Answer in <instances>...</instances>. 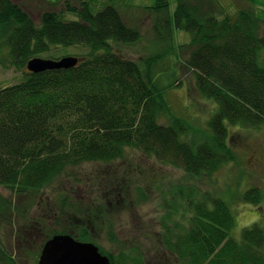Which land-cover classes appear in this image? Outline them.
I'll return each mask as SVG.
<instances>
[{
  "label": "trees",
  "instance_id": "obj_1",
  "mask_svg": "<svg viewBox=\"0 0 264 264\" xmlns=\"http://www.w3.org/2000/svg\"><path fill=\"white\" fill-rule=\"evenodd\" d=\"M175 1L173 15L171 0H156L145 9L154 15L161 50L136 62L113 49V44L132 45L142 38L115 5L96 14L88 7L69 8L80 21L65 22L47 12L37 26L13 0H0V30L7 37L12 65L26 68L52 47L90 49L75 68L28 72L23 82L0 88L1 187L13 196L37 198L63 177L76 180L78 168L115 163L131 150L194 177L212 175L235 161L228 126L264 125V20L253 7L230 16L218 0ZM177 31L190 35L186 66L196 77L198 93L216 106L208 131L172 115L156 76L160 60L175 49ZM161 116L171 117L172 123L161 124ZM115 188L113 183L110 191ZM172 194V202L165 204L171 211L166 220L179 211L184 218L192 214L187 224L164 227L161 244L178 264H264L262 227L245 228L236 239V217L224 199L209 194L204 199L195 187L183 185ZM241 199L258 205L263 195L256 188ZM58 201V224L64 230L56 235L94 242L89 227L96 211L69 196ZM10 210L13 204L3 200L1 219ZM107 256L112 264H146L134 248Z\"/></svg>",
  "mask_w": 264,
  "mask_h": 264
},
{
  "label": "rangeland",
  "instance_id": "obj_2",
  "mask_svg": "<svg viewBox=\"0 0 264 264\" xmlns=\"http://www.w3.org/2000/svg\"><path fill=\"white\" fill-rule=\"evenodd\" d=\"M155 1L13 0L37 26L41 25L42 17L47 12L57 13L65 22L80 21L79 16L69 8L81 10L88 7L96 14L109 5H115L125 22L140 30L142 38L132 45L113 44V49L136 62L145 61L161 50L153 32L154 15L145 11L154 6ZM218 1L225 15L235 16L240 9L253 7L264 20V0H251L255 1L254 4L247 2L250 0ZM175 9L176 1L171 0L170 15ZM3 35L0 30V88L23 82L28 73L27 68L12 65L7 37ZM174 36L172 48L174 45L175 49L160 60L156 68L159 85L165 90L173 116L187 119L197 128L208 131L207 123L216 113V106L198 93L196 77L186 66L191 53L188 46L190 35L177 31ZM89 53L90 49L84 46H59L52 47L51 51L39 57L59 60L83 57ZM159 122L169 125L172 118L161 116ZM228 132V144L236 159L212 175L190 176L153 157L131 150L123 160L115 163L89 164L78 168L74 171L76 180L63 177L62 182L40 192L37 198L13 196L0 186V203L7 200L13 204L10 214L2 219L0 217V264H38L46 242L54 237L50 236L64 230L58 224L61 220L58 200L64 196L81 205H89L96 211L94 226L89 230L94 238L92 243L104 255H118L134 248L140 251L146 264H178L176 257L168 253L161 240L166 233L165 225L176 229L177 224H187L192 216L187 212L184 218L183 212L179 211L176 217L166 220L171 211L167 210L165 204L172 202V191L182 185L195 187L200 197L209 194L211 198L224 199L236 217V226L232 231L236 239L241 238L245 228L253 225L264 229V125L259 128L229 125ZM113 183L117 188L112 192L110 187ZM256 188L263 195L260 204L246 203L241 199L247 191ZM62 220L64 224L65 217ZM78 223L81 224V221L78 220Z\"/></svg>",
  "mask_w": 264,
  "mask_h": 264
},
{
  "label": "water",
  "instance_id": "obj_3",
  "mask_svg": "<svg viewBox=\"0 0 264 264\" xmlns=\"http://www.w3.org/2000/svg\"><path fill=\"white\" fill-rule=\"evenodd\" d=\"M53 1V0H51ZM81 62L77 57H65L60 60L44 58L32 59L27 64L30 73L69 70ZM38 264H112L108 256L92 242H81L69 234L56 235L48 240L42 250Z\"/></svg>",
  "mask_w": 264,
  "mask_h": 264
}]
</instances>
